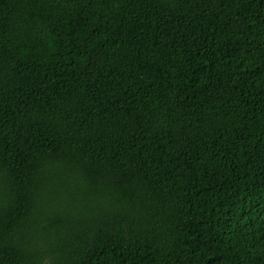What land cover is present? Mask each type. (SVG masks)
Listing matches in <instances>:
<instances>
[{"label": "trees", "instance_id": "obj_1", "mask_svg": "<svg viewBox=\"0 0 264 264\" xmlns=\"http://www.w3.org/2000/svg\"><path fill=\"white\" fill-rule=\"evenodd\" d=\"M0 264H264V0H0Z\"/></svg>", "mask_w": 264, "mask_h": 264}]
</instances>
